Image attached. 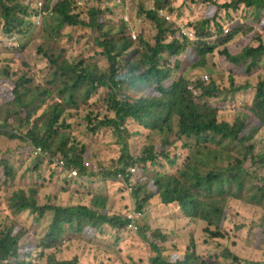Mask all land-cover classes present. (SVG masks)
<instances>
[{
	"label": "trees",
	"instance_id": "1",
	"mask_svg": "<svg viewBox=\"0 0 264 264\" xmlns=\"http://www.w3.org/2000/svg\"><path fill=\"white\" fill-rule=\"evenodd\" d=\"M92 1L93 5L80 9L81 13L77 12V0H46V4L43 3L47 15L33 27L28 21L32 14L29 5H24L22 0H0L3 34L24 35L32 27H43L41 34L32 36L31 40H36L39 46L30 58L43 56L48 63L44 86L35 88L26 71L30 67V58L26 57L25 50L9 57L11 64L19 65L15 73L12 65L5 64L1 68L0 99L8 106V111L0 117V134L4 131L9 140L23 141L27 153L39 148L51 158L63 159L66 170H77L79 179L93 177L85 166V152L78 151L76 141L69 134L71 126L67 124L66 116L78 109L80 103L84 105V111L90 110L91 96L99 90H107L106 104L112 115L101 120L94 112L84 116L86 120H94L95 130L109 129L121 144L118 166L103 171V177L123 175L129 182L126 170L138 166L143 174L141 177L146 180L145 185L137 184L132 188L138 212L157 197L163 206L177 205L190 223L201 224L208 240L225 239L228 235L222 229L230 212L231 200L264 210V177L260 178L259 185H254L248 173L253 172L255 177L254 171L264 168V147L255 152L256 144L250 143L257 133H264V75L258 77L244 115L229 123L218 120V109L208 101L223 93L212 78L207 83L201 79L191 82L186 75L174 80L173 73L179 71L182 64L188 65L191 71H207V58L216 48L204 41L211 37V25L217 24L221 28L217 23L221 9H226L229 14L242 6L260 12L257 31L252 32L248 26L238 27L216 45L223 47L220 54L228 62L242 66L245 73L264 68V0H232L223 6L210 1L205 17L197 23L199 40L193 43L160 13L163 9L174 12L172 0H153V6L149 8L145 5L147 0L130 1L129 8L134 10L137 19L146 20L155 30L153 42L142 32L133 38L128 33L129 22L121 19L116 25L109 17L111 10L101 8L104 0ZM212 6L215 10L209 13ZM34 15H38V11H34ZM67 28L93 34L97 54L108 60L107 69H100L91 58L82 55L71 58L66 54L67 50L60 44L64 38H73L71 33L63 34ZM239 32H243V36L253 33L251 39L258 45H247L241 52L232 54L228 46ZM168 34L170 41L167 40ZM173 61L174 69L171 68ZM248 89L249 85L239 86L232 81L225 92L239 93ZM29 95L32 96L27 100ZM38 102L47 107L33 121L32 116L37 114L34 105ZM247 116H251L253 123L247 120ZM23 128L27 129V133L22 132L26 137L20 136ZM133 134L142 135L145 141L135 158L130 154L127 142ZM155 134L162 137L158 144ZM178 142L188 154L182 168L176 170L177 155L173 154V149L178 150ZM232 151L241 153L242 157L231 155ZM225 158L233 162L228 160L229 165L223 168L218 161ZM163 160L168 166V174H146L148 165L165 168L161 164ZM250 168L253 171H248ZM16 177L14 165L0 159V264H36L39 259H46L45 264H79L76 257L72 260L58 258L63 242L72 241L76 236L93 241L105 233L106 228L126 230L127 217L108 215L107 196L95 195L88 206L39 205L41 188H18ZM26 213L33 216L35 229L41 221L50 218L38 244L28 237L26 227L20 221ZM148 230V225H144L139 234L149 236L146 239L150 249L149 264L243 263L239 256L220 243L212 254L198 255L194 242L182 254L173 252L175 247L167 250L163 247L167 244V237L159 231L148 235Z\"/></svg>",
	"mask_w": 264,
	"mask_h": 264
},
{
	"label": "rangeland",
	"instance_id": "2",
	"mask_svg": "<svg viewBox=\"0 0 264 264\" xmlns=\"http://www.w3.org/2000/svg\"><path fill=\"white\" fill-rule=\"evenodd\" d=\"M46 2V0H22L24 5L30 6L31 17L28 18L29 23L34 27L37 21V15L34 11H38L41 7L39 2ZM124 1V3L122 2ZM131 0H104L101 8L109 9V17L118 25L119 21L123 19L128 25V33L136 36L139 32L153 42L155 30L152 25L146 20L137 19L134 10L129 8ZM210 1L215 2L217 5L223 6L224 4L231 3L232 0H172L171 7L174 8L173 13L163 11L170 18L169 23H173L176 28L181 31L190 30L196 35V28L198 21L205 17L208 11ZM46 4V3H45ZM77 12L82 11L83 7L93 5L92 0H77ZM146 7L153 6V0L145 1ZM44 8V7H43ZM215 8L212 6L209 13H212ZM108 13V12H107ZM259 11L256 8H244L243 6L235 12L226 13V9H221L218 13L217 24H212L210 27L211 37L205 39L209 45L216 46L212 54L207 58L208 69L207 71H191L189 66L182 64L179 71L173 73L174 80L186 75L187 79L191 82H196L198 79L206 83L212 78L223 93L217 97L208 99L212 107L218 109V120L220 122L226 121L233 123L235 118L244 115V111L250 105L258 77L264 75V68L249 73L244 72L242 66H235L228 62L224 56L220 54L223 47L219 44L216 45L221 39L232 34L231 32L237 30L238 27H250L253 31H257L256 23L258 21ZM84 15L81 14V17ZM44 17V16H43ZM42 17V20H43ZM49 17V16H48ZM2 24V23H1ZM29 33L24 35L5 36L0 26V77H2L1 68L5 64L12 65V72L15 73L19 69V65L11 64L9 57L11 55L20 54L24 50L27 52L26 57L34 56L39 44L36 40H31L32 36L41 34L42 28H33ZM226 29L229 31L226 33ZM65 33L73 35L72 40L64 38L61 41V48L67 50L69 57H77L82 55L84 58L92 59L100 69L105 70L108 67V60L106 57L97 54V47L93 41V34L90 32H73L71 28H67ZM252 34L243 36V32L235 37V40L229 44L228 49L232 54L239 53L247 45L256 47L258 42L252 41ZM197 39L199 38L196 35ZM189 39V38H188ZM137 40V39H136ZM167 40H171V36L167 35ZM199 40V39H198ZM198 40H189L195 42ZM203 41V40H201ZM12 42V45H9ZM264 44V34L262 36ZM43 43V40L41 44ZM40 44V45H41ZM40 55V54H39ZM184 56L181 57V60ZM30 67L26 69L27 74L33 79L32 87L44 86L45 75L48 71V63L45 57L39 56L37 58L29 59ZM171 68L174 69V61L171 63ZM23 69V68H22ZM23 71V70H22ZM45 76V77H44ZM236 85L243 86L249 85L246 91L239 93L225 92L230 88L231 82ZM169 82L167 85H169ZM109 91L99 90L94 93L89 103L92 105L90 110L84 111V105L80 103L78 109L72 110L69 116H66V122L71 126L70 135L76 141V147L83 150L86 154L84 161L85 166L88 164V174L93 177L88 179H79L70 177L69 173L65 170L55 166L53 159L49 155H42L35 157V154L27 153L26 146L20 139L9 140L4 131L0 134V159L10 161L17 170V177L15 185L18 188H27L31 186H38L41 188L39 192V205H90L92 198L95 195L107 196L109 203L107 206L108 215H121L127 217L128 215L139 213L140 217L137 219L138 231L136 233L127 230L115 231L111 228H106L105 233L97 236L93 241H89L85 236H76L72 241H65L62 243V250L58 253V258L62 260H72L77 258L79 264H149L150 249L147 238L149 236H141L140 230L144 225H148V235L156 231L162 233L167 237V244L163 247L165 249L173 250V252L182 254L191 242H194L196 253L202 255L204 253L212 254L217 248V244L226 245L228 248L239 256L243 263L264 264V210L261 207L244 203L242 201H230V212L227 221L222 229L226 233V238L223 240L211 241L207 239V235L203 233L204 227L201 224H192L182 216L178 206L170 205L163 206L157 197L147 202L140 212L137 211L135 202L132 195L131 186L137 184L145 185L146 180L142 173L139 172L138 178L133 181L126 182L125 178L120 175L117 178H106L101 174L103 171H110L118 166V161L121 157V144L118 139L112 134L109 129L98 128L94 129L96 123L94 120L84 119L85 115L89 112H94L99 115L101 120L103 117H110L111 112L107 109L106 101L108 99ZM32 95H29L27 100H30ZM51 102V98H50ZM37 108V114L32 116H40L46 109L47 105L38 102L34 105ZM8 111V106H5L0 99V117L5 116ZM247 120L252 122L251 116H247ZM131 131V130H130ZM27 133V129H22L20 136ZM142 135H130L127 142L130 147V154L135 158L137 151L142 147L145 142ZM161 135L155 134L156 144L160 143ZM251 144H256V150L264 147V133H257L250 141ZM182 143L176 144L178 150H174L176 154L177 165L176 170L182 168L188 152L180 148ZM254 144V145H255ZM72 144H70L71 146ZM231 155L241 158L242 154L237 151H232ZM172 158V155L170 156ZM225 158L218 161V164L223 168L229 165L232 159ZM165 168L154 165H148V172H161L168 174L169 169L165 161H161ZM38 166V169H37ZM248 169V165L245 166ZM137 168H139L137 166ZM248 171H253L251 168ZM251 182L254 185L261 183L260 178L264 177V168L256 170V176H252L253 172H248ZM260 181V182H259ZM2 208V206H1ZM52 216V215H51ZM48 217L41 221V228H34L32 226L33 216L26 213L20 219L23 226L26 228V234L30 239L38 244L45 233V228L48 224ZM237 258V257H236ZM37 260V259H36ZM46 259L40 260L36 264H45Z\"/></svg>",
	"mask_w": 264,
	"mask_h": 264
},
{
	"label": "built area",
	"instance_id": "3",
	"mask_svg": "<svg viewBox=\"0 0 264 264\" xmlns=\"http://www.w3.org/2000/svg\"><path fill=\"white\" fill-rule=\"evenodd\" d=\"M40 5V9L38 10V15H37V21H36V24H40L41 23V20H42V17L46 15L45 11L43 10V7H42V4H39ZM161 15L163 17H166V19L170 20V18L166 15V13H164L163 11H160ZM226 33H228V30L225 31ZM182 33L188 37L190 40H198L195 33H193V31H190V30H184L182 31ZM132 37L135 38L134 34H132ZM9 45H12V42H9ZM33 152L35 155H46V154H43V152L41 151V149H33ZM54 161V164L59 167L60 169H63L65 171L66 168L64 166V161L63 159L57 157L55 159H53ZM86 166L88 167V164H86ZM69 173V176L70 177H73V178H76L77 177V170H74V171H67ZM123 176V175H122ZM126 177H128L130 179V181H133L134 178H137L138 176V169L136 167H130L126 170ZM124 177V176H123ZM125 178V177H124ZM133 186H131V190L133 191ZM140 217V214L139 213H134V214H131V215H128L127 216V227H126V230L127 231H130V232H134L136 233L138 231V225H137V219Z\"/></svg>",
	"mask_w": 264,
	"mask_h": 264
},
{
	"label": "clouds",
	"instance_id": "4",
	"mask_svg": "<svg viewBox=\"0 0 264 264\" xmlns=\"http://www.w3.org/2000/svg\"><path fill=\"white\" fill-rule=\"evenodd\" d=\"M39 4H42V7H45V4L41 1V2H39ZM43 10H44V8H43ZM45 11V10H44ZM46 13V12H45ZM46 15H47V13H46ZM45 15V16H46ZM44 16V17H45ZM41 22H42V20H41ZM35 25H39V24H35ZM227 30V29H226ZM229 32V31H228ZM183 34V33H182ZM184 35V34H183ZM188 38V37H187ZM190 40V39H189ZM32 153L34 154V152H33V150H32ZM41 155H35V157H40ZM87 167V166H86ZM133 167H136L137 168V166H133ZM137 169H139V168H137ZM63 170V169H62ZM68 171V170H67ZM138 176H139V170H138ZM138 176H137V178H138Z\"/></svg>",
	"mask_w": 264,
	"mask_h": 264
}]
</instances>
